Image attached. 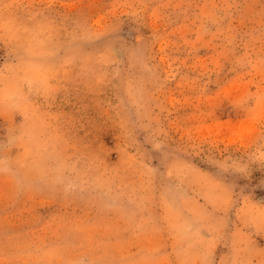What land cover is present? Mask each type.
<instances>
[{
    "label": "rangeland",
    "instance_id": "1",
    "mask_svg": "<svg viewBox=\"0 0 264 264\" xmlns=\"http://www.w3.org/2000/svg\"><path fill=\"white\" fill-rule=\"evenodd\" d=\"M0 264H264V0H0Z\"/></svg>",
    "mask_w": 264,
    "mask_h": 264
}]
</instances>
